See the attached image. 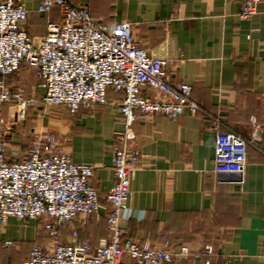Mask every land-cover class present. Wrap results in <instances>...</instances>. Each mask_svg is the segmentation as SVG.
<instances>
[{
    "label": "crops",
    "instance_id": "obj_1",
    "mask_svg": "<svg viewBox=\"0 0 264 264\" xmlns=\"http://www.w3.org/2000/svg\"><path fill=\"white\" fill-rule=\"evenodd\" d=\"M15 1L27 10L22 27L35 38L46 34L49 22L60 19L56 8L38 11V0ZM70 1L87 6L101 22L128 21L134 39L165 60L170 82L189 84L198 104L195 114L184 110L175 119L140 115L134 122L130 146L140 158L129 180L131 216L120 221L128 236L141 246L172 252L181 246L196 251L211 244L210 264H264V0L246 20L237 14L240 0ZM5 83L12 89L29 83L30 94H42L36 70L24 64ZM144 93L153 95L150 90ZM121 98L109 88L105 104L80 106L73 114L62 107L28 108L17 119L29 118L27 126L15 127L9 138L3 128L13 118V106L3 103L0 141L9 156L8 142L19 148L23 134L53 133L58 148L74 161L94 164L91 185L99 203L107 207L106 195L114 183L111 148L123 128ZM218 131L247 141L242 183L234 174L214 170ZM106 213L101 209L98 219L92 216L80 226L81 241L95 247L106 236ZM100 220L104 228L94 232ZM65 231L61 243L68 240L70 231ZM47 234L40 219L8 217L0 225V264H19L32 245L48 249L53 244ZM4 240L12 245L4 246Z\"/></svg>",
    "mask_w": 264,
    "mask_h": 264
},
{
    "label": "built area",
    "instance_id": "obj_2",
    "mask_svg": "<svg viewBox=\"0 0 264 264\" xmlns=\"http://www.w3.org/2000/svg\"><path fill=\"white\" fill-rule=\"evenodd\" d=\"M260 1L240 0L238 16L249 19ZM53 8L60 19L49 22L46 34L35 38L22 27L28 13L24 6L15 0L0 1V108L9 103L17 119L25 116L27 108L50 105L64 106L73 114L80 106L105 104L111 88L122 94L123 128L111 148L114 183L106 195L107 207L99 203L91 185L94 164L74 161L58 148L53 133H34L29 148L16 160H10L5 142L0 141V225L8 217L42 219L43 229L55 240L62 226H70L66 243L46 250L32 245L19 264H176V257L210 264L211 244L196 251L187 246L177 252L152 249L133 240L120 224L122 218L131 216L129 180L140 158L130 146L134 122L140 115L164 114L175 119L184 110L195 114L198 104L191 97V86L170 82L165 60L134 39L128 21L101 22L87 6L70 0H38V11ZM23 64L36 70V86L42 94L26 96L21 87L12 89L5 83ZM246 161L245 138L216 132L215 172L234 174L236 182L242 183ZM101 209H107L106 236L92 247L79 239V228L92 216L98 219ZM3 245L11 246L12 241L4 240Z\"/></svg>",
    "mask_w": 264,
    "mask_h": 264
},
{
    "label": "rangeland",
    "instance_id": "obj_3",
    "mask_svg": "<svg viewBox=\"0 0 264 264\" xmlns=\"http://www.w3.org/2000/svg\"><path fill=\"white\" fill-rule=\"evenodd\" d=\"M29 75H31V74H27V77H29ZM32 87L33 86H31L29 83L26 84V85H23L24 94L26 96L30 95L29 91L32 89ZM55 107H62L65 110H67L64 106H61V105H50V106L47 107V111H49V110H51L52 108H55ZM34 108H41V107H34ZM13 110H14V108L12 109V111ZM12 116H13V118L9 119V121L6 122V124H5V128H3V130L6 132L5 134H7V135H5L7 138H9V133L12 131V129L15 130V127H17V126H19L18 129L21 128V127L27 126L26 125L27 124L26 121L29 120V118L25 117L23 120L17 121V118L15 117L14 113L12 114ZM22 132H24V131H22ZM33 137H34L33 133H30L29 135L27 133L23 134V136L19 139L20 140L19 148H16L15 146H13V144L11 142H8L9 157L10 158H14V159L15 158L17 159V158L21 157L22 154L29 148ZM40 223H41V225H43V220L42 219H40ZM65 228H67V225L62 226L60 228V234H59V236L57 237L56 240L53 239L49 234H47L48 238L50 239V241L52 242L53 245H55L56 243H61V241H62L61 240V233L63 231H65V230H67ZM103 228H104V226L102 224V221L100 220L99 222H97L94 225V232L102 230ZM68 231H70V227H68V230L65 231V232H68ZM53 245H51L49 248H51ZM175 260H176V264H189L188 262H185V260L180 258V257H176Z\"/></svg>",
    "mask_w": 264,
    "mask_h": 264
},
{
    "label": "trees",
    "instance_id": "obj_4",
    "mask_svg": "<svg viewBox=\"0 0 264 264\" xmlns=\"http://www.w3.org/2000/svg\"><path fill=\"white\" fill-rule=\"evenodd\" d=\"M186 262H188V260H186Z\"/></svg>",
    "mask_w": 264,
    "mask_h": 264
}]
</instances>
